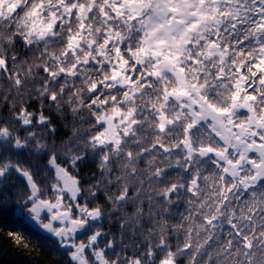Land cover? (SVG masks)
<instances>
[{
    "label": "snow or ice",
    "instance_id": "obj_1",
    "mask_svg": "<svg viewBox=\"0 0 264 264\" xmlns=\"http://www.w3.org/2000/svg\"><path fill=\"white\" fill-rule=\"evenodd\" d=\"M6 217L40 264H264V0H0Z\"/></svg>",
    "mask_w": 264,
    "mask_h": 264
},
{
    "label": "trees",
    "instance_id": "obj_2",
    "mask_svg": "<svg viewBox=\"0 0 264 264\" xmlns=\"http://www.w3.org/2000/svg\"><path fill=\"white\" fill-rule=\"evenodd\" d=\"M9 232L20 234L23 243L17 244ZM45 234L28 221L23 224L6 217L0 222V264H40L41 253L47 251L46 244L40 239Z\"/></svg>",
    "mask_w": 264,
    "mask_h": 264
}]
</instances>
